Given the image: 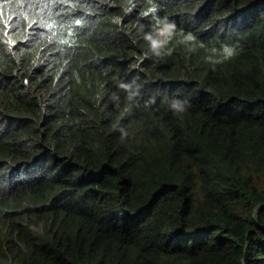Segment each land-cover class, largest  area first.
Returning <instances> with one entry per match:
<instances>
[{
    "label": "trees",
    "instance_id": "obj_1",
    "mask_svg": "<svg viewBox=\"0 0 264 264\" xmlns=\"http://www.w3.org/2000/svg\"><path fill=\"white\" fill-rule=\"evenodd\" d=\"M0 264H264V0H0Z\"/></svg>",
    "mask_w": 264,
    "mask_h": 264
},
{
    "label": "clouds",
    "instance_id": "obj_2",
    "mask_svg": "<svg viewBox=\"0 0 264 264\" xmlns=\"http://www.w3.org/2000/svg\"><path fill=\"white\" fill-rule=\"evenodd\" d=\"M176 28V25L174 22H169L165 18L162 21L158 22V27L155 29L154 33L149 32L146 33L144 38L149 42L151 48L153 50H156L162 46V41L158 39L159 35H165L172 33Z\"/></svg>",
    "mask_w": 264,
    "mask_h": 264
}]
</instances>
